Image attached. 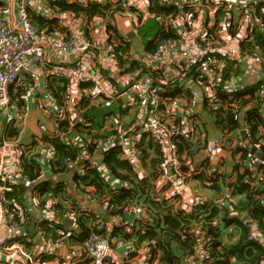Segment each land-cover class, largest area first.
Listing matches in <instances>:
<instances>
[{"label": "built area", "instance_id": "obj_1", "mask_svg": "<svg viewBox=\"0 0 264 264\" xmlns=\"http://www.w3.org/2000/svg\"><path fill=\"white\" fill-rule=\"evenodd\" d=\"M30 1L17 0L13 7L0 8V112L5 113L7 123L15 119L9 111L12 106L9 93L12 85L21 83L20 100L43 92L45 101L42 104L52 115L55 125V133L51 136H57L75 147L76 151L73 156L63 158V171L53 174L56 167L52 148L48 153L37 147L35 160L41 176L47 177L55 185L58 180L65 181V176L73 173L74 168H77L76 173L97 170L112 189L117 190V179L109 174L103 162V156L114 149L118 158L131 165L137 181L148 178L154 200L180 205L184 214L191 213L195 203L210 200L213 205H219L223 200L236 198L230 196L236 178L229 177L221 183L224 195L220 198L194 197L187 200V207L183 206L181 200L188 190L183 166L191 158L179 151L178 141L183 137L194 144L205 142L206 150L212 153L231 148L238 152L237 149L247 147L251 126L244 111L253 104L264 111V53L242 50L240 43L248 38L254 28L264 33V8L259 12L254 9L253 14L246 15L248 26L244 30L240 25L242 16H232L230 13V21L214 34L209 32L206 24L198 30L189 27L184 34L186 46L181 45L180 39L168 37L158 40L154 50H147L143 46L136 55L127 49L121 56L114 49L111 32L98 43L89 39L87 30L82 26L68 31L64 37L40 30L29 17ZM73 1L86 5L92 0ZM121 1L126 7L132 6L128 8H138L140 3V0ZM212 1L217 9L224 11L227 7L228 0ZM159 3L169 5L172 0H159ZM227 10L231 11L230 8ZM190 20L188 15L187 23ZM231 25H235V31L229 30ZM133 32L137 34L138 28H134ZM219 33H224V36L220 37ZM129 42L128 37L121 38L122 45ZM231 43H235L234 49L230 48L231 52L220 51L221 48L230 47ZM76 52L82 54L70 60ZM51 54L58 59L47 69V73H43L41 68L51 62ZM230 61L233 62L232 66H229ZM236 68L240 72L238 77H229ZM244 77L246 82L242 80ZM256 82V88L243 92L247 85ZM218 90L238 93L232 102L224 103L238 125L234 130L226 127L209 139L202 128L200 115L206 106L216 108L221 103ZM93 109L104 110L98 129L92 127L94 117L90 116V112ZM59 120H65L68 129L79 126L90 133L87 135L82 131L73 136L62 132ZM260 131L264 134V129L260 128ZM2 135L0 264H109L114 252L120 249H125L124 257L139 253L143 255L134 264H153L150 262L151 248H137L136 238L128 241L113 236L110 238L114 229L120 228L124 234L131 233L142 230L147 222L153 221L140 191L122 208L123 214L132 216L130 222L123 220L122 214L110 206L107 194L97 192L94 187L80 186L78 192L81 199H73L69 194L53 190L41 192L20 166L5 167L6 147L9 142L16 145L17 140L9 141ZM263 145L264 136L254 145L252 154L247 158L250 164L264 167V157L255 155V150H263ZM219 174H223L220 169L215 173L208 171L209 178L203 181L205 186L209 188L212 183L209 179ZM245 181L253 189L258 176L248 173ZM23 185L29 187V192L22 199L15 200L21 202L14 201V208L9 209L5 195ZM104 215L111 217L110 220ZM80 216L89 218L90 229L89 235L79 245L46 236L38 225L40 221L57 223L59 219ZM243 223L249 229L246 240L258 243L264 250V231L259 220L245 218ZM28 227H31L29 231ZM195 227L191 232L183 231L182 238L189 233L194 243L182 263L212 264L206 232L201 228L197 231ZM59 249L65 253L58 254ZM120 263L131 264L124 260H120ZM261 264H264V258Z\"/></svg>", "mask_w": 264, "mask_h": 264}, {"label": "trees", "instance_id": "obj_2", "mask_svg": "<svg viewBox=\"0 0 264 264\" xmlns=\"http://www.w3.org/2000/svg\"><path fill=\"white\" fill-rule=\"evenodd\" d=\"M51 1L57 3L59 10L71 11L75 14L80 13L88 18L105 16L107 13L110 14L113 10L111 2L105 5L95 2H89L87 5H82L79 3H67L66 0ZM146 2L148 3L149 12L152 16L148 18L144 25L138 27V34L145 42V48L147 50H154L158 40L175 37L172 31H163L161 29V24L157 22V19L163 16L174 17L180 12V9L175 5L160 4L159 0H146ZM4 5L5 1L0 0V8ZM254 7L255 10L259 12L260 9L264 8V0H258ZM218 14H224L221 8L217 10V15ZM231 15L233 16V13H231ZM35 25L38 26L37 24ZM109 29L110 28H108L107 32H110ZM217 30L218 28L216 25L209 28V32L212 34ZM229 30L232 31L230 28ZM149 35H152L153 38L148 39ZM111 36L110 39H114L115 41L112 40L115 51L122 56L128 49V45H122L121 38L118 35L112 33ZM240 46L242 50H249L252 53H258L257 51H262L264 53V33L254 28L248 35V38L240 43ZM232 64L233 62L230 61L229 66H232ZM234 71L235 74H240L238 68ZM257 85V82L247 85L243 92L250 91L253 88H256ZM10 91L11 93L14 91L13 100H18L22 91L21 83L12 85ZM217 94L221 103L216 105V108L206 106L204 109V115L214 119L216 123L221 126L222 130L226 127L229 130H234L238 124L232 119V115L229 109L224 106V103L232 102L233 98L238 93H225L218 90ZM103 111L104 110H101V112ZM96 114H98V112L94 113V109L90 112V116L94 117L92 124L94 129H98L101 124V119H99L101 116L98 117ZM244 115L251 126V137L247 138V147L243 150L237 149V151H240L242 159H247L249 155L252 154L254 145L258 144L264 136L260 131V128L264 129V117L260 114L258 106L254 104L246 107ZM58 125L62 132H67V134L73 136L84 131L79 126H74L73 128L68 129V123L65 120H59ZM84 132L87 135L90 133L88 130ZM16 134L17 130L13 128L10 123L7 124L4 136L12 139L16 137ZM39 142L41 145L51 147L54 152L55 159L53 163L56 169L52 171L53 174L63 171L62 160L65 157L73 156L76 151L75 147L63 142L57 136L53 137L49 135H42L39 138H33L30 144L22 145L20 147L21 154L19 157V166L23 172L29 176L30 181L36 183L35 188L41 192L53 190L67 195V186L63 180H58L54 185L49 179L40 175L35 160V151L38 144H40ZM201 143L202 145L200 142L197 144L190 143L182 137L178 141V148L183 155L185 154V157H191L194 154V150L200 152L201 148L205 147V142ZM262 149V153L264 154V145L262 146ZM103 162L107 166L110 175L117 180L119 179L127 182L129 187L120 188L118 191L112 189V186L103 179L97 170H86L83 173H73L70 176V181L72 182L73 187L79 191L81 190L80 186L82 185L90 186L94 187L97 192L107 194L109 199L108 203L115 208V211L122 214L121 216L123 220L128 219V217L126 214H123L122 208L132 201L137 191H140V194L144 198L143 201H145L144 204L151 212V218L153 220L147 222L148 224H146L140 231H133L124 234L120 228L114 229L110 238L113 236L114 238H122L124 241L136 238L135 245L137 248H142L143 246H145V248H151L150 262H153V264H183V257L191 251V247L194 243L193 237L189 233L182 238L183 231L186 229V231L191 232L195 226H199L206 232L205 237L208 239L210 245L213 259L212 264H231V260L240 261L241 264H261V261L264 258V250L258 243L246 240L249 229L236 217H230L227 214V209H224V213H218L219 207L213 205L209 200L204 203H197L194 206V210L188 215L184 214L181 209L172 210L171 207L166 206L169 203L168 201H157L152 199L151 190L148 186V178L139 179L140 181H137L138 177L135 175L131 165L127 161L118 158L116 150H109L103 156ZM152 162L154 163V161ZM257 166L262 174L258 179L257 185H255L253 189L249 188L245 181V176L249 173L248 171L238 173L235 184L232 186L230 196H236L238 198L237 202L233 203V208L238 212H250L252 218L259 220L260 227L264 231V201L256 196L264 191V167L261 165ZM199 177L202 182L209 178L204 172L199 173ZM209 180L212 181L209 190L212 191L213 197L220 198V188L221 183L224 181V177L216 176ZM28 190L29 187L23 185L17 190L7 193L5 198L9 205V209L14 208L12 205L14 201L22 199L25 194L29 192ZM243 195H245L244 198H242ZM19 202L21 201H15V203ZM59 208L62 209V207ZM163 212H165L164 215ZM88 219V217L84 216L75 217L74 219L63 218L59 219V222L57 223L40 221L38 225L44 230L46 236L52 237L53 239H64L65 241H68L70 245H79L89 235L90 227L88 225ZM221 221L226 225L235 222L239 234L234 240L229 239L224 242L221 239L223 233V226L219 225L221 224ZM123 260L125 263H131L127 257ZM155 260L156 262H154Z\"/></svg>", "mask_w": 264, "mask_h": 264}, {"label": "crops", "instance_id": "obj_3", "mask_svg": "<svg viewBox=\"0 0 264 264\" xmlns=\"http://www.w3.org/2000/svg\"><path fill=\"white\" fill-rule=\"evenodd\" d=\"M4 6H15L17 0H4ZM60 1V0H58ZM258 0H228L226 2V9L223 11L224 14L217 15V8L215 7L212 0H172L171 5H175L180 9V12L172 17V16H163L157 19V22L161 24V29L163 31H172L175 35V38L181 40V45L186 46L187 44L184 41L185 30L189 27H192L193 30L201 29L204 24L207 27L211 28L214 25L218 29L222 27L225 22H229L230 13L233 15L237 14L238 16H242V20L240 19L243 30L248 26V22L245 21V17L247 14L254 13V5ZM67 3H76L73 0H66ZM91 2H95L101 5H105L108 3H112V12L110 14L107 13L105 16H94L91 18L86 17L83 14H75L71 11H62L59 10L57 3L52 2L51 0H31L28 5V13L32 23L37 24L40 30H48L50 32L55 33L57 36L64 37L68 31L74 30L75 28L82 26L88 32V37L92 42H101L103 38H107L109 31L115 35H118L120 38L128 37L130 42L128 44V51L131 54L136 55L141 51V48L145 47V42L141 39L139 34H135L133 32L134 28H138L141 25H144L145 22L152 15L149 12L148 3L146 0H140L138 8H128L132 6L126 7L124 2L121 0L118 1H109V0H92ZM87 5V4H86ZM3 6V7H4ZM228 8L231 11L227 10ZM226 14V15H225ZM190 15L191 20L187 23V16ZM239 21V22H240ZM40 25H39V24ZM34 24V25H35ZM239 25V26H240ZM36 26V25H35ZM43 28V29H42ZM51 29V30H49ZM159 29V28H157ZM231 30L235 31V25H231ZM221 33H219L220 36ZM224 36V33L221 34L220 37ZM152 35L148 36V39H152ZM235 43H231L230 47L226 46L221 48L220 51L223 53L231 52V49H234ZM231 48V49H230ZM81 52H76L72 58H77L80 56ZM57 56L51 54L49 56V60L51 62H47L44 67H42V72L47 73V69L52 65L53 62L57 60ZM230 73H227L229 75ZM239 74H235V71L232 72L231 76L238 77ZM42 78V75H41ZM244 77L242 80H245ZM247 80H245L246 82ZM248 84V83H247ZM10 93L12 106L10 108V113L15 116V119L12 122L6 121L5 113L0 112V137L3 136L7 124H11L13 128L17 130V134L13 140L16 139L17 144H11L9 142L6 147V155H5V167L6 168H17L19 167V157L20 150L22 145H28L32 142L33 138H39L42 135H49L55 133V125L53 123V117L46 110L45 105L42 102L45 101V96L43 92L39 94L29 95L26 100H13L14 91ZM41 99V101H39ZM19 102V103H18ZM261 110V115L264 117V111ZM203 117V118H202ZM201 123L202 128L207 134V138L211 139L212 137L218 135L220 133L221 126L216 123V121L210 118L207 115H204V110H202L201 115ZM233 134H235L233 132ZM11 138H8L9 141H12ZM40 143V142H39ZM40 150L50 152L51 148L46 145L38 144ZM263 150H255V155L259 158H263L264 154ZM45 153V152H44ZM47 154V153H45ZM226 154L230 155V159L226 160ZM191 161L183 166V173L185 178L188 179L186 182V187L188 186L187 192H185L184 198L181 200V204L187 207V200L190 198L197 197L208 198L209 196H213L212 191L209 190L207 186L200 180L199 173L204 172L205 174L208 171L216 172L220 169L223 174H219V177H224V181H226L229 177H237L238 173H243L244 171H248L249 173H253L255 176H262L260 169L256 165H252L249 163L247 159L241 158V153L234 151V148H231L227 151H216L214 153L206 150V147L201 148L200 152L194 150V154L190 157ZM240 168V171H239ZM197 169H202L199 172ZM77 168L73 169V173H76ZM73 173H69L71 176ZM47 178V177H46ZM48 179V178H47ZM65 184L67 186V192L73 199H81L79 192L75 189L70 181V177L65 176ZM199 180L201 182H199ZM223 181V182H224ZM222 182V183H223ZM118 183L121 184L118 187ZM258 183V182H257ZM117 190L123 187H129V184L122 180H116ZM201 186L204 190L201 191L198 187ZM152 186H150L151 188ZM221 189V188H220ZM159 191V190H158ZM207 191V193H204ZM226 191V190H225ZM227 192V191H226ZM224 195L221 189V196ZM226 195V194H225ZM264 201V191L260 194L256 195ZM153 199V196L151 194ZM154 200V199H153ZM238 198L223 200V203L216 205L219 207L218 213H224V209H227V214L230 217H236L242 224L245 218H252L250 216V212H238L233 208V203H236ZM157 201H160L158 199ZM196 203L194 204V206ZM166 206L171 207L172 210L184 209L180 205H171L167 204ZM164 206V207H166ZM165 212H163V215ZM129 222L133 220L132 216L127 215ZM110 220V219H109ZM223 226L222 240L226 242L229 239H235L239 230L236 227L235 222L224 224L222 221L220 222ZM27 224L29 222L27 221ZM28 227L27 230L29 231ZM196 228V227H195ZM197 231L200 228H196ZM123 250H116L109 260V264H121L120 260L125 259L123 256ZM64 254L63 249H59L58 254ZM140 256H143L141 253L138 255H130L127 256V259L131 261V264H134ZM231 264H241L240 261L231 260Z\"/></svg>", "mask_w": 264, "mask_h": 264}, {"label": "rangeland", "instance_id": "obj_4", "mask_svg": "<svg viewBox=\"0 0 264 264\" xmlns=\"http://www.w3.org/2000/svg\"><path fill=\"white\" fill-rule=\"evenodd\" d=\"M99 110H100V111H99ZM101 110H103V109H95V110H94V113L98 112V114H96V115H97L98 117H100L101 114L104 112V111L101 112ZM200 144L202 145V143H200ZM220 151H223V152H224V151H227V150L222 149V150H220ZM229 159H230V155L226 154V160H229ZM109 177L112 179V181H115V180H113V178H112L111 176H109ZM117 186L120 187L121 184L118 183ZM198 189L201 190V191L204 190L201 186H199ZM204 193H207V191H204Z\"/></svg>", "mask_w": 264, "mask_h": 264}, {"label": "water", "instance_id": "obj_5", "mask_svg": "<svg viewBox=\"0 0 264 264\" xmlns=\"http://www.w3.org/2000/svg\"><path fill=\"white\" fill-rule=\"evenodd\" d=\"M66 177H70V175L67 174ZM104 218H106V219H107V218L110 219L111 217H109L108 215H104Z\"/></svg>", "mask_w": 264, "mask_h": 264}]
</instances>
